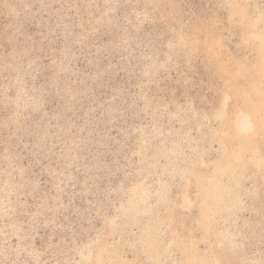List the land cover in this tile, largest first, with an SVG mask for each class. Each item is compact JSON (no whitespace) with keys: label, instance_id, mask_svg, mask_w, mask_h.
I'll return each instance as SVG.
<instances>
[{"label":"rangeland","instance_id":"374dc122","mask_svg":"<svg viewBox=\"0 0 264 264\" xmlns=\"http://www.w3.org/2000/svg\"><path fill=\"white\" fill-rule=\"evenodd\" d=\"M0 264H264V0H0Z\"/></svg>","mask_w":264,"mask_h":264},{"label":"bare ground","instance_id":"6f19581e","mask_svg":"<svg viewBox=\"0 0 264 264\" xmlns=\"http://www.w3.org/2000/svg\"><path fill=\"white\" fill-rule=\"evenodd\" d=\"M246 122H247V119L246 118H244V117H239L238 115H237V117H236V124H237V126L241 129V130H245L246 129Z\"/></svg>","mask_w":264,"mask_h":264}]
</instances>
